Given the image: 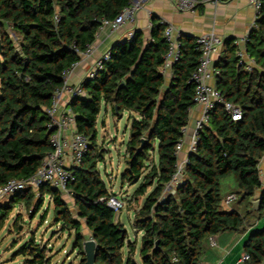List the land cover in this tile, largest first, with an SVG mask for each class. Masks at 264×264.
Segmentation results:
<instances>
[{"label":"trees","instance_id":"16d2710c","mask_svg":"<svg viewBox=\"0 0 264 264\" xmlns=\"http://www.w3.org/2000/svg\"><path fill=\"white\" fill-rule=\"evenodd\" d=\"M132 1L0 0V184L26 179L42 165L52 149L47 108L56 90L81 53L94 43L102 21L113 19ZM151 22L149 39L134 30L130 39L113 44L102 68L82 83L85 95L70 103L77 130L90 139L88 153L73 168L75 180L69 186L77 217L64 193L45 184L37 197L27 189L0 203V232L15 206L25 205L35 217L50 195L41 219H46L53 204L55 224L75 230L74 246L81 259L70 264H85L81 220L96 242L95 264L132 263L135 244L129 242L125 258L128 232L124 234L125 226L105 201L111 192L98 168L104 152L98 149L96 123L103 102L118 117L130 112L122 183L134 185L141 180L135 197L155 185L132 221L143 231V264H198L209 237L245 230L248 220L264 215V167L260 165L264 157V3L257 28L250 30L245 43L255 65L247 69L237 56L235 38L224 40L215 61L216 86L226 100L242 109L243 117L234 121L217 105L210 122L200 130L195 149L189 151L182 182L175 184L172 181L179 173L176 146L196 105L195 84L190 80L201 51L195 37L181 33L179 57L172 63L168 81L163 71L169 47L164 38L166 24L154 14ZM142 139L146 141L138 150ZM155 151L157 163H151ZM230 175L236 183L235 202L259 192V210H251L250 204L241 215L223 208L222 181ZM20 219L15 221L16 228ZM244 249L249 258L239 264H264V225L251 231ZM17 253L31 256L30 264H51L35 237Z\"/></svg>","mask_w":264,"mask_h":264},{"label":"built area","instance_id":"2783aa9c","mask_svg":"<svg viewBox=\"0 0 264 264\" xmlns=\"http://www.w3.org/2000/svg\"><path fill=\"white\" fill-rule=\"evenodd\" d=\"M174 6L181 11H196L202 4L219 5L229 0H171ZM264 0H251V4L256 12V18L261 16V9ZM144 6L142 0H133L132 3L126 6L118 15L113 19H104L99 30L109 28L111 31H117L121 29L127 23H133L136 20V16L139 10ZM55 19L58 20V15H55ZM257 28V22H254V26ZM131 31L128 34V39L133 36ZM11 35V34H10ZM181 33L178 29L172 25H166L164 30V38L168 43V51L165 55V62L163 65V71L167 72L171 70L172 63L178 60L179 48L181 42L179 40ZM12 37V36H11ZM247 37L242 39L245 43ZM196 42L201 51L199 64L192 74L191 80L195 84V101L196 104L202 108L201 116L195 122V129L190 141V151L195 149L196 143L199 139V132L206 126L211 119L212 112L217 105H221L226 114H228L232 120H240L242 115V109L226 100L222 91L216 86V76L219 71L215 68L216 56L220 53L223 47L224 39L215 32H209L196 38ZM94 53V46L91 44L85 52L81 53V57H89ZM109 51H106L96 61L95 66L89 73L88 78L92 79L97 70L102 68V62L104 59L109 58ZM246 54L245 50L239 49L237 56L241 61L244 60ZM245 61V60H244ZM78 63V62H77ZM75 63L65 74L63 86L56 90L52 104L47 108V113L50 116L49 127L51 129L50 143L52 146L51 151L44 158L42 165L39 169L30 177L26 179L12 178L7 182L0 184V203L7 200L17 192H21L27 189L35 191L36 196H39V189L45 185L61 190L63 193H67L72 197V193L69 189L71 182L75 180L73 168L82 164L85 155L88 153L90 139L85 134L77 130L76 114L74 113L71 101L76 97L85 95V89L81 84L72 85L68 81V75L71 70L76 66ZM252 63L247 64V69H251ZM186 134V127L183 129V135ZM184 136L176 146V151L179 153L184 144ZM180 173V172H179ZM178 173V174H179ZM178 174L175 175L174 184L178 182ZM170 188V185L167 186ZM47 199H51L50 195L46 196ZM237 200L235 192H231L223 198V206L231 207V205ZM107 205L119 213L125 207V199L118 197L116 194L111 193L105 198ZM37 243L38 240L35 239ZM210 244L216 245V240L213 236L209 237ZM249 258L247 253H243L240 262ZM239 262V263H240ZM237 263V264H239ZM198 264H204L199 262Z\"/></svg>","mask_w":264,"mask_h":264},{"label":"crops","instance_id":"0c3cea01","mask_svg":"<svg viewBox=\"0 0 264 264\" xmlns=\"http://www.w3.org/2000/svg\"><path fill=\"white\" fill-rule=\"evenodd\" d=\"M142 2L144 3V6L138 11L136 20L133 23H127L117 31H111L109 28L98 31L97 37L93 43L94 53L89 57H81L80 61H78L76 66L68 75V81L70 84H81L88 79L90 71L102 54L108 51L113 44L125 40L128 37L129 32L141 30L144 34V38L146 40L149 39L152 27L151 17L153 14L158 16L166 25L172 24L180 33L191 35L195 38L212 31L217 33L224 40L226 38H235L239 44V49L245 51L246 42L243 43L242 39L249 34L250 30L254 26V22L257 21L256 12L251 4V0H229L228 2L217 6L212 4H202L196 11L178 10L171 0H142ZM221 51L222 49L216 56V59L220 56ZM244 60L247 64L252 63L251 66L255 65L254 60L247 52L244 56ZM165 74L166 79L169 81L171 77V70H168ZM103 103L105 105V115L107 116V113L111 111L113 118H117V116L112 112L111 105L106 104L105 102ZM201 112L202 108L198 104H196L190 112L189 123L186 127V134L184 136V144L181 151L178 153V172L180 173H182L183 168L186 165L190 151V141L195 129V122L201 116ZM105 124L106 121H103V126H105ZM104 158L105 157H103V159ZM152 159L151 163L153 161L154 163H157V151L153 153ZM260 165L262 168L264 167V157ZM233 185H235V187H232V184H230L229 190L226 192L225 196L231 192H235L236 183ZM154 187L155 185L149 187L146 194L149 190H153ZM258 193L251 199L244 202H234L229 208L224 206V209H235L241 215H245L249 205L252 204V201L257 199ZM142 196H132L130 199L129 205L130 207L135 208V212L142 207V205H140V199ZM263 223L264 215L260 218L248 220V226L245 230L226 231L218 235H213L216 240L215 246L210 244L208 238L205 242L204 254L200 262H203L204 264L239 263L243 253L245 252L244 247L249 234L254 228L259 227L260 224ZM139 231L143 235V231Z\"/></svg>","mask_w":264,"mask_h":264},{"label":"rangeland","instance_id":"374dc122","mask_svg":"<svg viewBox=\"0 0 264 264\" xmlns=\"http://www.w3.org/2000/svg\"><path fill=\"white\" fill-rule=\"evenodd\" d=\"M9 31L12 38L17 40V36L13 30L9 28ZM105 114V105L103 103L96 123V141L98 149H100L99 152H104L105 158L100 159L98 168L109 191L125 199L126 202L121 212L116 213V220L120 221L128 232L123 254L127 258L130 252L129 242L134 243L133 260L137 264H143L140 253L142 234L132 224L135 208L129 205L130 199L141 184V180L139 183L131 186L129 183L123 184L121 180L122 173L126 168L125 156L126 144L129 139L130 114L128 111H125L120 118L118 116L117 118H113L111 111L107 113V116ZM103 121H106L105 126H103ZM230 184H232V187H235L233 185L235 184V180L231 175L222 181L221 189L223 196L229 190ZM151 191L149 190L145 196L141 197L140 205L144 204L147 195ZM63 196L70 205L74 217H77L73 198L67 193H64ZM48 203L49 199L46 198L44 207L35 217L30 209L23 204H18L11 211L9 218L6 220L0 232V264H30L27 263V260L31 259V256H25L17 252L32 237H35L39 244L46 249V256L48 258L50 257L51 264H70L74 261L79 263L81 258L78 255V249L74 246L75 230L64 229L61 224H55L53 204H50L46 219H41L45 209L48 207ZM20 216L19 226L16 228L15 221ZM263 225L264 223L260 224L259 227H263ZM81 233L86 240L91 238V232L87 228L84 220H81Z\"/></svg>","mask_w":264,"mask_h":264},{"label":"water","instance_id":"95a60500","mask_svg":"<svg viewBox=\"0 0 264 264\" xmlns=\"http://www.w3.org/2000/svg\"><path fill=\"white\" fill-rule=\"evenodd\" d=\"M1 52H2V43H1V39H0V54H1ZM145 141H146V139H142V144L138 150L142 149ZM178 180L180 182H182V174L181 173L178 174ZM259 209H260V200L256 199V200L252 201L251 210H259ZM123 231L125 234L127 232V229L124 228ZM95 251H96L95 240L92 237L88 240H85L84 241L85 264H95ZM131 264H137V262L135 260H132Z\"/></svg>","mask_w":264,"mask_h":264}]
</instances>
